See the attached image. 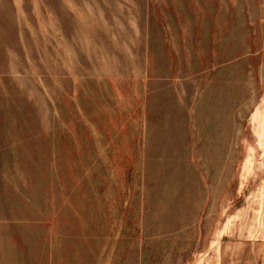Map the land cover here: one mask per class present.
Listing matches in <instances>:
<instances>
[{"label":"rangeland","instance_id":"obj_1","mask_svg":"<svg viewBox=\"0 0 264 264\" xmlns=\"http://www.w3.org/2000/svg\"><path fill=\"white\" fill-rule=\"evenodd\" d=\"M0 264H264V0H0Z\"/></svg>","mask_w":264,"mask_h":264}]
</instances>
